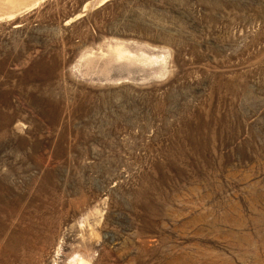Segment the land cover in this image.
Segmentation results:
<instances>
[{"label":"rangeland","instance_id":"1","mask_svg":"<svg viewBox=\"0 0 264 264\" xmlns=\"http://www.w3.org/2000/svg\"><path fill=\"white\" fill-rule=\"evenodd\" d=\"M0 264H264V0H0Z\"/></svg>","mask_w":264,"mask_h":264}]
</instances>
